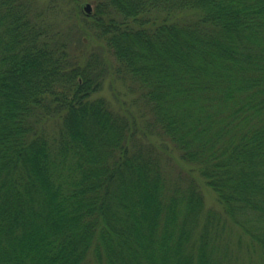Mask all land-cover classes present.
<instances>
[{
	"label": "trees",
	"instance_id": "obj_1",
	"mask_svg": "<svg viewBox=\"0 0 264 264\" xmlns=\"http://www.w3.org/2000/svg\"><path fill=\"white\" fill-rule=\"evenodd\" d=\"M35 4L0 0V264H264V0H96L87 58Z\"/></svg>",
	"mask_w": 264,
	"mask_h": 264
},
{
	"label": "rangeland",
	"instance_id": "obj_2",
	"mask_svg": "<svg viewBox=\"0 0 264 264\" xmlns=\"http://www.w3.org/2000/svg\"><path fill=\"white\" fill-rule=\"evenodd\" d=\"M88 3L91 4V13L95 10L96 0H36L35 5L43 10V16L52 24L54 31L61 33L63 38L67 40L73 55H83L87 58L91 53H99L104 56L107 51L103 50L101 41L97 38L94 29L84 21L87 14L85 6ZM128 84V80L116 75L114 69L109 68L102 89L95 95L105 97L117 110L124 111L125 108H131L135 113H142L139 111V103L135 99L137 94L130 91ZM54 125L55 121L52 119L46 124L49 129L55 127ZM165 141L168 144L167 157L170 160L167 169L169 174L174 176L180 171V164L178 163L180 162V152L169 139H165ZM169 153H171L172 159L169 158ZM181 162L184 173L193 167L187 162ZM193 174L199 178L207 206L220 208L215 193L199 176L198 171L194 170Z\"/></svg>",
	"mask_w": 264,
	"mask_h": 264
},
{
	"label": "water",
	"instance_id": "obj_3",
	"mask_svg": "<svg viewBox=\"0 0 264 264\" xmlns=\"http://www.w3.org/2000/svg\"><path fill=\"white\" fill-rule=\"evenodd\" d=\"M85 9L87 10V12H90V10H91V4L88 3V4L85 6Z\"/></svg>",
	"mask_w": 264,
	"mask_h": 264
}]
</instances>
